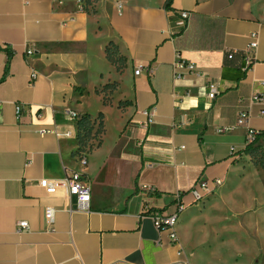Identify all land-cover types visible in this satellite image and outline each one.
<instances>
[{
	"label": "crops",
	"instance_id": "0c3cea01",
	"mask_svg": "<svg viewBox=\"0 0 264 264\" xmlns=\"http://www.w3.org/2000/svg\"><path fill=\"white\" fill-rule=\"evenodd\" d=\"M25 1L0 0V264H264V225L204 226L198 251L192 218L200 204L190 195L199 181L227 183L248 129L264 133V107L252 103L264 80V0H174L171 11L167 0H120L121 13L112 0ZM253 32L259 47L244 71ZM177 56L209 78L175 80ZM16 104L25 107L21 118ZM149 109L152 125L141 114ZM243 110L247 125L218 133ZM71 113L101 120V137L81 147ZM41 128L74 137H42ZM72 173L91 187L89 213L73 212L76 197L65 189L39 186ZM180 200L188 205L177 225L182 256L150 216L174 214Z\"/></svg>",
	"mask_w": 264,
	"mask_h": 264
},
{
	"label": "built area",
	"instance_id": "2783aa9c",
	"mask_svg": "<svg viewBox=\"0 0 264 264\" xmlns=\"http://www.w3.org/2000/svg\"><path fill=\"white\" fill-rule=\"evenodd\" d=\"M31 1L38 0H26L25 5H29ZM79 4H82V0H77ZM116 4L118 12L121 13L123 9V4L120 0H112ZM83 6L80 8L82 9ZM180 19L184 22H187L191 18V13L188 11L180 12ZM249 43L244 52V62L245 68L244 71H248L252 65L254 64V53L259 47V33L253 32L248 37ZM5 49V48H4ZM0 47V50H4ZM34 53L33 50H29L27 55H32ZM228 58L232 60L234 58V54L229 55ZM142 73V69H137L135 71V75L139 76ZM173 73L175 80L186 79L191 76H195L197 78H209V74L203 70H200L196 64L192 62H187L181 60L178 56L173 64ZM38 79L37 72L33 71L30 76V84H34ZM1 82V81H0ZM260 90L256 92L252 97V103L255 105H259L264 107V80L259 82ZM217 86L214 82L210 81L208 84V99L214 100L217 95ZM15 112L18 118H21L25 112V107L21 104L15 105ZM141 114L146 118L147 124H154L156 112L154 109L144 110ZM74 120L80 121L79 117L75 113L70 114ZM260 116H264V110L262 109L260 112ZM250 117L249 111L243 110L239 113L236 124L222 127L218 129L219 134H226L230 132H234L240 127H243L248 124V120ZM38 134L42 137L52 135L57 139H72L74 134L72 131L60 132L56 128H41L38 131ZM80 133V129H79ZM258 132L248 129L247 133V145H253L259 137ZM81 164L83 166L87 165V160L84 158L81 160ZM32 165V159L26 163V167ZM223 185L222 179H215L213 181H199L196 185L191 189L190 195L192 197L193 204L198 205L203 202L205 199L213 195L221 186ZM39 186L44 189L47 193L53 194L58 189L63 188L67 191L70 197H76L75 205H71V210L73 212H81V213H89L91 211V201H92V190L91 187L84 178L83 175L78 173H72L67 176L65 179L60 181L51 182L49 180L43 179L40 181ZM188 208V205H185L182 200L177 204V210L174 214L164 215L162 212L155 211L150 213V216L153 220L155 227L158 229L160 234L168 233L169 243L172 246H179L180 250L178 251V256L183 255V249L180 245V239L177 232V225L179 221L180 214L183 213ZM45 218L47 222L52 227V232L54 231V209L47 208L45 211ZM29 230V225L26 221H21L18 224V233H24Z\"/></svg>",
	"mask_w": 264,
	"mask_h": 264
},
{
	"label": "rangeland",
	"instance_id": "374dc122",
	"mask_svg": "<svg viewBox=\"0 0 264 264\" xmlns=\"http://www.w3.org/2000/svg\"><path fill=\"white\" fill-rule=\"evenodd\" d=\"M87 124L91 130L95 127L93 135L101 126L98 119L89 120ZM100 132L97 137H101L102 126ZM192 219L195 226L193 237L198 243V251H201L207 235L204 226L264 225V138L258 139L247 154L236 159L234 175L200 203Z\"/></svg>",
	"mask_w": 264,
	"mask_h": 264
},
{
	"label": "trees",
	"instance_id": "16d2710c",
	"mask_svg": "<svg viewBox=\"0 0 264 264\" xmlns=\"http://www.w3.org/2000/svg\"><path fill=\"white\" fill-rule=\"evenodd\" d=\"M174 0H167L165 3V9L167 11H171L172 8V4H173ZM9 54V59H11L12 54ZM108 60L114 64L117 65L118 64V58H117V52L116 51H112L111 49H108ZM99 120V119H98ZM100 125L102 126V133L104 132V125L102 123V121L100 120ZM80 124V133L78 135V140H79V145L81 147H85L92 139H94L95 137H97V134L101 133V126L100 129L98 131V129L96 130L95 135L92 134V131L94 130L95 127H93V130L89 129L88 124L86 123V118H81V120L79 121ZM264 138V133H260L258 139ZM252 147V145H247L245 147V149L240 153V155L242 154H247L248 150ZM148 196H161V194L159 192H149Z\"/></svg>",
	"mask_w": 264,
	"mask_h": 264
}]
</instances>
